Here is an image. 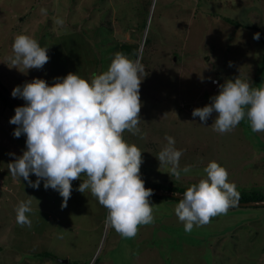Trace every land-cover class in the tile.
Instances as JSON below:
<instances>
[{
	"label": "rangeland",
	"instance_id": "1",
	"mask_svg": "<svg viewBox=\"0 0 264 264\" xmlns=\"http://www.w3.org/2000/svg\"><path fill=\"white\" fill-rule=\"evenodd\" d=\"M19 34L47 48L43 68H21L25 74L9 67ZM124 43L137 44V57L124 55L140 59L146 72L140 77L141 134L123 133L142 151L145 184L187 189L216 161L238 191L264 193V132H252L245 118L220 134L213 131L215 112L204 124L192 116L218 94L214 80L220 85L239 76L252 87L264 86V0H0V82L10 94L34 78L52 84L69 72L90 81L107 70ZM1 104L0 264H264V206L230 207L187 233L174 212L179 200L152 195L154 222L126 239L106 223L107 209L90 191H77L82 176L61 208L63 198L46 190L43 180L36 189L9 172L8 164L26 150V136L14 137L17 126L9 121L15 111ZM166 135L182 151L180 168L191 166L179 180L157 159ZM28 200L31 226H21L15 209ZM45 251L54 257L39 255Z\"/></svg>",
	"mask_w": 264,
	"mask_h": 264
},
{
	"label": "clouds",
	"instance_id": "2",
	"mask_svg": "<svg viewBox=\"0 0 264 264\" xmlns=\"http://www.w3.org/2000/svg\"><path fill=\"white\" fill-rule=\"evenodd\" d=\"M253 39H260L259 32L253 34ZM12 51L8 66L25 74L29 69L43 68L49 60L47 48L25 34L14 38ZM145 73L140 59L132 60L117 52L107 70L93 75L90 81L69 72L55 77L52 84L34 78L15 86L12 97L22 98L25 104L15 108L9 122L17 126L14 137L26 136V150L8 164L12 177H22L36 189L43 180L46 190L59 192L63 198L61 208H65L72 182L84 176L77 191H90L107 209L106 223L122 238H134L140 226L152 224L155 217L149 198L154 193L145 187L140 175L142 151L123 136L125 131L141 134L140 77ZM210 100L192 111L201 124L215 112V132L228 133L245 118L252 132H264V86L252 87L251 82L238 76L220 84L218 94ZM165 140L167 144L157 159L160 165H169L167 173L179 180L181 172L189 173L191 166L181 169L182 151L175 148L172 136L166 135ZM203 172L206 178L189 186L174 208L187 233L207 225L213 217L227 214L240 198L235 183L228 181L226 168L218 162L211 161ZM30 174L36 176L35 181ZM31 203L21 201L15 209L21 226H31L26 215L32 211Z\"/></svg>",
	"mask_w": 264,
	"mask_h": 264
},
{
	"label": "trees",
	"instance_id": "3",
	"mask_svg": "<svg viewBox=\"0 0 264 264\" xmlns=\"http://www.w3.org/2000/svg\"><path fill=\"white\" fill-rule=\"evenodd\" d=\"M142 27L144 28L145 25H146V19H144L142 21ZM236 26L237 27H245V28H254V26H251V25H245V24H240V23H236ZM147 42V38H145V42H144V45L146 44ZM138 46L137 44H121L120 47H119V50L121 53L123 54H129V53H135L134 56L137 57V54H138ZM7 90V89H6ZM217 90H219V86L217 88ZM8 91V90H7ZM9 92V91H8ZM11 95V94H10ZM15 99V98H14ZM0 103H2V107H10L12 108L14 111H15V107L3 96V94L0 92ZM153 187V188H160L161 190L163 191H166V192H169V193H181V192H185L187 189H183V188H179V187H172V186H169V187H166V186H162V185H159V184H145V187ZM240 193V198H239V201H242V202H246V201H255V202H264V193L258 191V190H252V191H238ZM153 196L155 197H158V198H165V199H171V200H179L180 198H173V197H170V196H163V195H160V194H157V193H154ZM264 206V205H263ZM39 255L41 256H46V257H50V258H53L54 257V254L49 252V251H45V252H42L40 253ZM71 264H79L77 261L71 263Z\"/></svg>",
	"mask_w": 264,
	"mask_h": 264
},
{
	"label": "water",
	"instance_id": "4",
	"mask_svg": "<svg viewBox=\"0 0 264 264\" xmlns=\"http://www.w3.org/2000/svg\"><path fill=\"white\" fill-rule=\"evenodd\" d=\"M0 92L3 94V96L16 108L17 106H21L19 102L10 95V93L6 90V87L0 82ZM151 188L153 190V193H157L163 196H170L173 198H181L183 196L184 192L181 193H168L166 191L161 190L160 188H153V187H146ZM260 205L263 206L264 202H255V201H238V204L236 206H255ZM63 261V260H61ZM67 261V260H66Z\"/></svg>",
	"mask_w": 264,
	"mask_h": 264
},
{
	"label": "built area",
	"instance_id": "5",
	"mask_svg": "<svg viewBox=\"0 0 264 264\" xmlns=\"http://www.w3.org/2000/svg\"><path fill=\"white\" fill-rule=\"evenodd\" d=\"M214 81H216V80H214ZM216 85L219 86V83H216Z\"/></svg>",
	"mask_w": 264,
	"mask_h": 264
}]
</instances>
